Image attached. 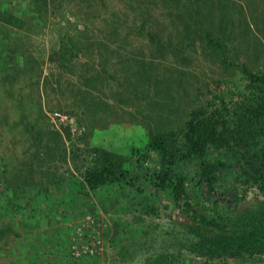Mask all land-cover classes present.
<instances>
[{"label": "rangeland", "instance_id": "1", "mask_svg": "<svg viewBox=\"0 0 264 264\" xmlns=\"http://www.w3.org/2000/svg\"><path fill=\"white\" fill-rule=\"evenodd\" d=\"M242 65L264 74V0H0V264H145L118 254L167 212L130 209L142 179L131 194L87 175L103 153L129 176L153 170L132 149L183 126Z\"/></svg>", "mask_w": 264, "mask_h": 264}, {"label": "trees", "instance_id": "2", "mask_svg": "<svg viewBox=\"0 0 264 264\" xmlns=\"http://www.w3.org/2000/svg\"><path fill=\"white\" fill-rule=\"evenodd\" d=\"M149 38L166 46L154 33ZM203 41L220 52L225 68L235 67L212 32L203 31ZM240 71V80L226 81V89L192 111L183 126L150 133L144 152L132 149L136 165L153 161V170L129 176L123 163L112 162L117 157L103 153L88 173L94 188L108 179L131 194L142 192V179L151 192L130 197V209L167 212L165 226L139 225L128 235L118 254L124 263L141 252L148 254L145 264H256L264 258V74L246 65ZM249 188L263 199H248Z\"/></svg>", "mask_w": 264, "mask_h": 264}]
</instances>
